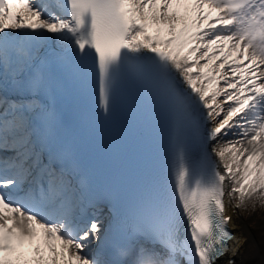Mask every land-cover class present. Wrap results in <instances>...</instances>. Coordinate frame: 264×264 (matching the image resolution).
Returning a JSON list of instances; mask_svg holds the SVG:
<instances>
[{
  "label": "snow or ice",
  "instance_id": "obj_1",
  "mask_svg": "<svg viewBox=\"0 0 264 264\" xmlns=\"http://www.w3.org/2000/svg\"><path fill=\"white\" fill-rule=\"evenodd\" d=\"M92 81L102 121L162 126L147 178L89 170L67 97ZM257 202L264 0H0V264H217Z\"/></svg>",
  "mask_w": 264,
  "mask_h": 264
},
{
  "label": "bare ground",
  "instance_id": "obj_2",
  "mask_svg": "<svg viewBox=\"0 0 264 264\" xmlns=\"http://www.w3.org/2000/svg\"><path fill=\"white\" fill-rule=\"evenodd\" d=\"M227 215L232 218L229 225L237 238L217 264H227L228 261H234V264H260L264 252V205L257 202L254 207L250 205L240 210L229 205Z\"/></svg>",
  "mask_w": 264,
  "mask_h": 264
},
{
  "label": "rangeland",
  "instance_id": "obj_3",
  "mask_svg": "<svg viewBox=\"0 0 264 264\" xmlns=\"http://www.w3.org/2000/svg\"><path fill=\"white\" fill-rule=\"evenodd\" d=\"M264 255V252L262 253ZM261 254V256L263 257L262 261L260 260V264H264V256Z\"/></svg>",
  "mask_w": 264,
  "mask_h": 264
}]
</instances>
